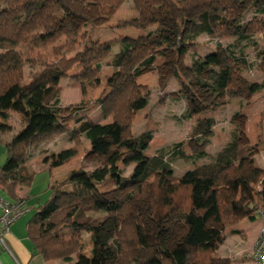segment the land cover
<instances>
[{
  "label": "trees",
  "instance_id": "1",
  "mask_svg": "<svg viewBox=\"0 0 264 264\" xmlns=\"http://www.w3.org/2000/svg\"><path fill=\"white\" fill-rule=\"evenodd\" d=\"M70 1L94 4L97 18L74 10L67 0H0V133L11 130L8 110H16L25 123L5 142L7 160L0 172V190L5 197L0 196L11 203L25 200L27 205L19 189L31 187L37 175L25 164L32 156L31 148L59 136L66 135L75 146L86 138L105 163L126 152L137 170L126 182L118 181L116 198H108L98 188L95 178L100 172L72 175L70 190L52 181V196L39 203L28 222L35 253L46 261L66 264H75L74 256L78 258L76 264H181L180 253L188 254L193 264H231L228 259L215 257L218 243L224 240L226 227L241 220L238 210L250 213L251 219L257 210L252 183L260 170L243 166L245 161L253 162L254 148L242 145L243 130L234 129L231 141L210 161L177 176L175 162L195 163V158L208 157L201 148L209 144L207 138L213 134L216 119H198L195 141L189 145L194 152L191 155L184 151V142H178L146 156L154 133L135 135L131 128L138 104L147 102L150 96L149 87L138 81L139 76L155 67L157 57L166 55L165 49L181 56L194 50L192 42L203 34L234 41L227 45L218 42L215 51L194 59L185 71L189 78L208 72L210 79L201 81V86L220 97L234 91L247 99L264 90V82H249L242 76L252 67L244 42L264 32V0L253 3L255 14L247 22L240 19L244 0H132L137 15L119 20L115 27L147 33L106 42L90 37L82 23L110 21L126 0ZM117 42L120 50L106 63L113 68L108 78L109 93L99 100L102 119L111 117L112 122L79 116L89 105L83 101L61 105V81L71 78L80 83H99L103 61ZM80 44L83 49L77 51ZM49 47L52 53L48 58L39 53L34 56ZM27 63L32 71L24 84ZM75 66L81 71L71 74ZM202 111L197 99L189 96L182 117L193 119ZM73 116L71 125L66 120ZM76 154L74 147L53 154L47 161L48 170ZM145 205L150 210L148 217L141 209ZM149 219L160 229L155 230ZM212 221L223 228L210 227ZM172 229L175 247H170L163 234ZM85 232L90 235L89 259L84 256Z\"/></svg>",
  "mask_w": 264,
  "mask_h": 264
},
{
  "label": "rangeland",
  "instance_id": "2",
  "mask_svg": "<svg viewBox=\"0 0 264 264\" xmlns=\"http://www.w3.org/2000/svg\"><path fill=\"white\" fill-rule=\"evenodd\" d=\"M257 0H244L240 19L242 22H247L255 14L253 3ZM262 1V0H258ZM69 6L74 10L86 14L91 18H97V9L94 4L70 1L67 0ZM132 0H126L117 12H115L111 20L103 22L95 19L94 22L86 24L82 23L83 31H86L93 39H99L103 42L117 41L122 36L145 35L147 31L138 30L136 28H116L115 25L121 19H128L136 16ZM64 39L61 43H64ZM234 41V38L217 39L203 34L194 40V50L187 52L184 55H178L176 51L171 49L158 48L157 53L165 49V56H158L155 62V67L145 71L139 76L138 81L147 85L150 89V96L147 102L138 104L137 114L134 118L131 131L135 135H139L145 131H152L154 139L149 144L146 150V156L155 155L161 148H168L175 143L184 142V151L189 155L194 154L190 148L191 141H195L196 134L194 128L198 119L213 117L216 119V125L213 127V134L209 136V144L204 149L208 153V157L197 159L196 162L179 160L175 162V174L183 175L187 170L192 169L195 165H200L210 161L225 144L231 141L232 131L236 128L243 130L242 145L253 146L251 158L253 162L245 161L244 168L256 167L260 170L257 179L252 183L253 192L252 199L255 202L254 218L250 213L245 215L238 210L241 215V220L232 226H227L224 232V240L218 243L216 258L228 259L231 264H251L252 247L259 236L262 227V211H264V90L258 91L250 98H243L240 92L229 91L225 96L220 97L213 93L209 88L202 87L201 83L210 79V74L205 72L201 76H193L189 78L186 72L194 62V59L204 58L207 54L215 51L218 42L227 45ZM188 42V41H187ZM245 54L252 67L244 71L242 76L249 82H264V32H258L253 36V39L246 41ZM82 44H84L82 42ZM77 47V51L83 49V45ZM120 43L117 42L112 49L111 55L103 61V67L100 71L99 83H80V81L72 80L71 78L61 81L62 92L60 93V103L64 106L73 103H88L79 116L85 115L90 119L100 120L108 123L112 122V118L102 119L99 100L106 97L109 93L108 78L112 75V66H107L106 63L111 61L114 54L120 50ZM37 53L44 58L51 56L52 47L45 50H40ZM40 69L41 66H38ZM32 68L29 63L24 66V84L30 80ZM81 68L75 66L71 74H77ZM202 81V82H201ZM189 96L197 99L202 106L201 115L195 116L193 119H184L188 107ZM66 101V102H65ZM9 117L7 123L12 124L11 130L18 133L25 126L22 116L14 109L8 110ZM74 116L66 121L69 124L74 123ZM1 132L3 143L12 139L13 132ZM6 137V138H5ZM247 143V144H246ZM74 147L77 154L65 161L61 166L48 170V159L52 155L60 152L63 149ZM31 158L25 161V164L37 172L34 183L31 186L32 193L37 198L41 197L44 203L52 196L50 183L57 181L61 183L64 189L70 190L72 187V175L91 173L92 175L99 173L96 176L98 188L108 197L116 198L120 191L118 181L121 183L129 180L137 170V164L128 159L126 152L118 155L113 161L105 163L103 157L83 138L82 142L75 146L66 135L59 136L52 141L43 143L40 146L31 148ZM132 159V158H131ZM2 196L5 194L0 190ZM4 194V195H3ZM240 197V193H233ZM7 197V196H6ZM38 206V205H37ZM29 212L31 217L36 207ZM137 206V205H136ZM142 212L148 217L150 212L148 206H143ZM29 217V218H30ZM153 228L159 230L156 223L149 219ZM261 225V227H260ZM210 227L221 230L223 227L220 223L210 222ZM260 227V228H259ZM171 231L165 232V237L168 240L170 247H175L176 238ZM257 233V234H256ZM256 234V236H255ZM152 240V239H151ZM85 251L84 253L90 256L91 242L88 232L84 233ZM76 263L77 256H74ZM181 264H193L188 254L183 256L179 254ZM60 263L61 260H59ZM66 264V262H63Z\"/></svg>",
  "mask_w": 264,
  "mask_h": 264
},
{
  "label": "crops",
  "instance_id": "3",
  "mask_svg": "<svg viewBox=\"0 0 264 264\" xmlns=\"http://www.w3.org/2000/svg\"><path fill=\"white\" fill-rule=\"evenodd\" d=\"M12 132L13 135L16 134L15 130H13ZM243 141L244 140L242 139L241 142L243 143ZM6 160H7V150L3 143V138H1L0 136V172H1V167L5 164ZM45 166L48 167V164ZM19 194L23 197H26L27 199L26 206L28 211L23 217L18 219L12 225L10 227V230L6 233L5 244L0 245V264H64L62 261H61L62 263H60L59 260L46 261L43 258V256L35 253L34 245L28 235V222L33 215L30 217L28 214L30 211H32L31 210L32 208H35V206L39 205V203L42 202L41 197L37 198V203L34 204L36 200V196L35 194L32 193V189L29 186H21L19 189ZM0 195H2L1 192ZM84 256L87 257L88 259L90 257L85 253ZM73 263L76 264V261L74 260Z\"/></svg>",
  "mask_w": 264,
  "mask_h": 264
},
{
  "label": "built area",
  "instance_id": "4",
  "mask_svg": "<svg viewBox=\"0 0 264 264\" xmlns=\"http://www.w3.org/2000/svg\"><path fill=\"white\" fill-rule=\"evenodd\" d=\"M0 211V245H4L6 233L27 213L28 209L25 200L11 203L0 196ZM251 264H264V211H262V227L252 247Z\"/></svg>",
  "mask_w": 264,
  "mask_h": 264
}]
</instances>
